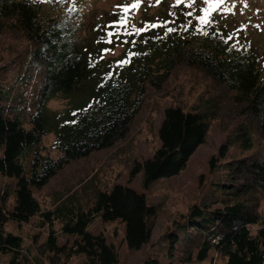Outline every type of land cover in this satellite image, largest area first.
Returning <instances> with one entry per match:
<instances>
[{
    "label": "trees",
    "instance_id": "obj_1",
    "mask_svg": "<svg viewBox=\"0 0 264 264\" xmlns=\"http://www.w3.org/2000/svg\"><path fill=\"white\" fill-rule=\"evenodd\" d=\"M71 20L72 15L65 13L41 14L31 0H0V23H9L33 43L34 58L42 61L45 70L48 68L30 128L24 127L19 115L6 113L0 85V174L16 178L11 208L7 205L8 192L0 191V254L9 257L8 264H67L77 255L84 257L82 264H117L115 247L102 234L87 231L96 218L121 223L130 250H139L149 243L156 211L144 193L115 184L109 190L100 189L88 208H81L72 196H67L43 209L32 188L45 186L71 161L109 148L122 139L141 109L147 85L160 88L179 64L201 69L223 86L235 103L243 105L242 113L257 120L264 137V81L256 54L218 34L204 33L210 31L207 26L202 32L203 26L191 23L182 27V22L174 18L164 20L160 24L164 26H158L153 33L129 31L127 25L113 26L109 42L93 37L88 42L92 50L81 41L71 44L75 57L64 62L67 54L59 50H65L64 45L59 46L60 28ZM168 28L175 31L169 32ZM118 47V56L102 60ZM120 61L127 62L120 65ZM58 64L59 69L55 66ZM93 80L95 98L90 102L83 100L61 115L52 147L56 156L46 154L41 146L48 131L46 100L59 93L78 95L86 86L89 89ZM208 127L209 119L200 110L167 107L158 128L160 147L132 171L134 174L141 170L143 189L185 170L191 155L206 142ZM248 128L243 125L235 129L234 142L243 151L250 150L254 143ZM29 147H34V152L30 173L25 175L21 156ZM220 153L209 161L210 172L218 176L204 192V200L171 222L161 236L163 253L144 264H195L211 253L224 259L225 264L264 263V220L249 199L257 185L264 186V159L250 164L247 183L230 188L229 168L224 169L226 174H218L225 165L220 162L224 151ZM33 216L39 218L46 235L36 244L37 255L30 259L23 252L22 237L6 232L5 226L8 222H28ZM57 222L59 230L55 228ZM58 231L77 238L59 244Z\"/></svg>",
    "mask_w": 264,
    "mask_h": 264
},
{
    "label": "rangeland",
    "instance_id": "obj_2",
    "mask_svg": "<svg viewBox=\"0 0 264 264\" xmlns=\"http://www.w3.org/2000/svg\"><path fill=\"white\" fill-rule=\"evenodd\" d=\"M41 14H66L75 20L76 32L72 42L95 40L110 41L113 26L121 25L126 17L129 31L140 29L153 33L164 20L179 19L181 26L194 25L209 27L204 33L218 34L240 49L256 54L260 58V73L264 81V0H224L213 11L210 21L202 24L199 17L204 16L207 5L202 0L189 7L192 0H140L137 9L124 13L123 7L132 5L136 0H31ZM178 13L176 14V12ZM191 13V15H188ZM176 15V16H175ZM183 16V17H182ZM183 18V19H182ZM179 21H177L179 23ZM140 31V32H142ZM89 48L88 50H90ZM69 50V49H67ZM85 50V49H84ZM92 50V49H91ZM34 45L16 28L8 23H0V85L2 103L10 116L19 115L24 127L30 128V118L39 104L41 83L46 74L42 61L33 56ZM121 48L115 49L109 57L118 56ZM73 57L70 56L68 60ZM51 69V68H49ZM95 80L80 94H55L44 105L47 119V134L43 136L41 146L44 152L53 157L55 128L61 115L69 109L82 104L83 100L95 98ZM169 106H181L185 109H197L207 115L209 127L206 142L199 146L188 160L185 170L177 176L153 182L147 190L142 187L141 170L132 174L136 164L152 157L160 147L158 128L163 112ZM243 105L235 103L232 94L216 83L201 69L185 63L174 67L160 88L146 87V96L140 111L131 121L126 135L113 146L92 152L89 156L71 161L40 189L32 188V193L43 209L51 208L58 200L72 196L74 203L81 208L90 207L100 189H111L115 184L128 186L144 193L147 203L154 207L156 215L152 220L153 229L150 241L139 250H130L125 242L124 226L119 222H102L96 218L87 231L102 234L107 243L112 244L118 253L117 264H144L150 257L160 256L163 252L161 236L173 220L185 214L193 204L204 200V192L217 173L209 170V161L224 151V172L227 167L232 176L230 188L247 183L251 163L264 159V137L259 131L257 120L242 113ZM249 127L254 143L250 150L243 151L234 142L235 129ZM3 147L0 146V156ZM34 147L24 151L21 160L25 175L30 173V163ZM227 172H224L225 174ZM256 184H254L255 186ZM16 178L0 174V191H7V205L12 207L15 197ZM249 197L257 212L264 220V186H256ZM39 218L33 216L28 222L16 224L8 222L5 231L20 235L23 239V252L33 259L37 255L36 244L43 241L45 227L39 225ZM55 228L60 229V223ZM77 236L65 235L58 231L59 244L73 241ZM36 240V241H35ZM36 242V243H35ZM9 257L0 254V264H8ZM82 255L73 256L67 264H82ZM195 264H225V260L210 254L207 259ZM264 264V263H263Z\"/></svg>",
    "mask_w": 264,
    "mask_h": 264
},
{
    "label": "snow or ice",
    "instance_id": "obj_3",
    "mask_svg": "<svg viewBox=\"0 0 264 264\" xmlns=\"http://www.w3.org/2000/svg\"><path fill=\"white\" fill-rule=\"evenodd\" d=\"M49 2H51V0H49ZM157 2H159V0H157ZM197 2V0H192V3L189 4V7H192L195 3ZM140 0H136L135 3H133L132 5H126L123 7V11L124 13H128L130 9H137L139 6ZM183 3V0H177V4ZM202 3L207 5V7L203 8L202 11L204 12V16L199 17L200 21L202 24H207L210 21V16L211 13L215 10H217L220 5L222 3H224V0H202ZM188 15H191V13H188ZM121 25H126L127 24V19L126 17H122L121 18ZM158 26H164V25H151V27H158ZM137 32H140L142 30L138 29L136 30ZM167 31L172 32L175 31V29L172 28H168ZM111 35V33L109 34ZM127 61H120L118 62L120 65L126 63Z\"/></svg>",
    "mask_w": 264,
    "mask_h": 264
},
{
    "label": "built area",
    "instance_id": "obj_4",
    "mask_svg": "<svg viewBox=\"0 0 264 264\" xmlns=\"http://www.w3.org/2000/svg\"><path fill=\"white\" fill-rule=\"evenodd\" d=\"M61 35H62V40L59 44V46H65V50H62V47L59 48L60 51H65L66 52V58L64 59V62L66 61H71L73 57H75V54L73 53V47L71 46V44H74L75 42H72V39L74 38L75 32H76V25L74 23L73 20L67 22L66 24H64L61 28ZM69 49V50H67ZM73 57L68 60L70 58V56ZM57 66V69H59L61 67V64L55 65Z\"/></svg>",
    "mask_w": 264,
    "mask_h": 264
}]
</instances>
